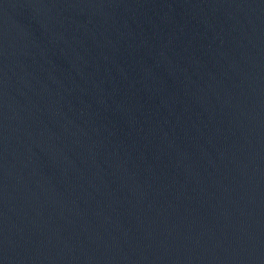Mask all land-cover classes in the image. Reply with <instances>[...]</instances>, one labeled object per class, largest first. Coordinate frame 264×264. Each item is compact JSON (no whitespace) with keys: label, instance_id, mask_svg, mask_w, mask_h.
I'll list each match as a JSON object with an SVG mask.
<instances>
[{"label":"water","instance_id":"95a60500","mask_svg":"<svg viewBox=\"0 0 264 264\" xmlns=\"http://www.w3.org/2000/svg\"><path fill=\"white\" fill-rule=\"evenodd\" d=\"M0 264H264V0H0Z\"/></svg>","mask_w":264,"mask_h":264}]
</instances>
